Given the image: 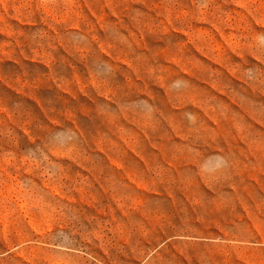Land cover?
<instances>
[{"label": "rangeland", "instance_id": "rangeland-1", "mask_svg": "<svg viewBox=\"0 0 264 264\" xmlns=\"http://www.w3.org/2000/svg\"><path fill=\"white\" fill-rule=\"evenodd\" d=\"M0 264H264V0H0Z\"/></svg>", "mask_w": 264, "mask_h": 264}]
</instances>
